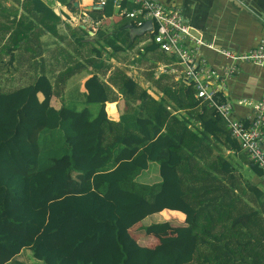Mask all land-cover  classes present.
I'll return each mask as SVG.
<instances>
[{
	"label": "trees",
	"instance_id": "obj_1",
	"mask_svg": "<svg viewBox=\"0 0 264 264\" xmlns=\"http://www.w3.org/2000/svg\"><path fill=\"white\" fill-rule=\"evenodd\" d=\"M15 2L23 14L8 29L12 41L25 42L13 47L27 50L29 74L17 86L0 78V264H18L23 250L40 264H263L264 232H255L260 222L264 228V192L242 178L231 155L213 149L226 146L254 175L263 172L183 76L155 79L151 65L137 80L115 66L116 54L150 36L131 37L126 21L134 23L122 17L115 30L98 28L89 41L78 25L60 32V15L42 0ZM113 14L106 0L90 17ZM136 53L131 65L175 62L153 42ZM77 71L89 76L85 91L66 97ZM119 96L125 108L116 123L105 104ZM52 97L60 99L58 109ZM150 163L158 182H136ZM166 209L185 214L187 227L155 248L138 245L129 229ZM207 220L212 226L201 228ZM168 229L144 227L147 234Z\"/></svg>",
	"mask_w": 264,
	"mask_h": 264
},
{
	"label": "crops",
	"instance_id": "obj_2",
	"mask_svg": "<svg viewBox=\"0 0 264 264\" xmlns=\"http://www.w3.org/2000/svg\"><path fill=\"white\" fill-rule=\"evenodd\" d=\"M46 5H48L54 14L60 15L61 24L58 25L60 32L67 33L68 29L73 30L78 26L86 31V40L93 41V37L89 36V29L91 30L92 22L96 21L90 17L91 11H99L101 9H95L94 6L97 5L96 0H69L71 3L67 10H63L56 0H42ZM165 6L175 5L181 9L182 17L186 23H188L192 28L198 31L202 37L208 41H213V43L218 47L232 48L235 50H246L257 44L259 39L264 34V0H158ZM22 3V0H20ZM77 3V7L73 6V3ZM127 9V4L124 5ZM74 9V11L71 10ZM115 13V10H114ZM23 14L21 5L16 3L15 0H0V78L2 81L10 80V83L17 86V79L22 82L26 79L29 74L28 67L26 65L27 50L14 49V45H22L25 42H14L10 38L11 30L8 28L13 27L12 22L14 17L15 21ZM85 19L86 22L81 20ZM121 17L113 14L109 18H103L98 21L99 25L96 29H106L108 31H113L116 29L115 25L121 21ZM127 26L130 25L129 21ZM8 29V30H7ZM80 34V32L78 33ZM46 36H43L41 40H46ZM140 43V47H142ZM207 56L208 60L214 65H222L226 61L214 54L211 51H203ZM11 62V64H9ZM148 64L155 65L154 78L157 79L160 75L165 73L166 75L173 76L174 81H176L180 76L173 73L171 69L166 70L163 73L157 71L159 66L166 65L165 62L154 61L150 58ZM118 63H115L117 66ZM132 66V65H129ZM132 70H136L133 66ZM241 72L228 81V89L232 98H247L250 100H257L262 88L264 81V68H260L251 64L240 65ZM131 72L128 74L131 76ZM137 75L135 71H133ZM111 74L110 71L103 77L106 79ZM138 76V75H137ZM140 78V75L138 76ZM89 78L87 73L84 71L76 72L72 75L66 88V97L68 95L76 96L79 93H83L84 82ZM28 79V78H27ZM138 79V78H137ZM7 80V81H8ZM21 84V83H20ZM19 85V84H18ZM161 95V93H159ZM39 100H43L44 96L40 92L37 94ZM50 105L58 109L61 105L60 99L52 97L50 99ZM124 100L121 96L118 97L116 102L106 103L105 112L109 120L118 122L120 114L123 112ZM242 111V110H240ZM241 114V112H239ZM213 153H223L225 157L231 155V159L238 169L239 174L243 179L245 170H249L247 164L244 162L243 157L235 152L229 150L226 146L221 145L219 148H214ZM246 157V156H245ZM247 159V158H246ZM248 161V159H247ZM249 162V161H248ZM150 163L148 168L142 171L137 178L145 174L146 182L151 185L158 182V166L157 169L153 167ZM249 171L250 182L257 186L260 190L264 192V177H259L254 175ZM244 173V174H243ZM252 204V203H251ZM252 207V206H251ZM264 214L261 213V218ZM207 221H200L199 226L201 228L211 227ZM168 223L169 229L163 233H149L144 231V227L153 225ZM187 227L186 216L182 212L175 210H163L161 212L152 214L141 222L135 224L129 229L130 236L137 242L141 247L155 248L160 243V239L165 237H174L176 235L177 228ZM264 232L262 223L260 222L259 233L255 232L256 236L261 238ZM263 247L258 248L261 250ZM264 249V248H263ZM264 253V251H263ZM264 255V254H263ZM261 255L260 257H262ZM31 253L27 255L25 250H23L17 257L16 260L18 264H40L35 263L32 258ZM264 264V263H263Z\"/></svg>",
	"mask_w": 264,
	"mask_h": 264
},
{
	"label": "built area",
	"instance_id": "obj_3",
	"mask_svg": "<svg viewBox=\"0 0 264 264\" xmlns=\"http://www.w3.org/2000/svg\"><path fill=\"white\" fill-rule=\"evenodd\" d=\"M96 2L103 7L106 0ZM126 4L133 8L126 9ZM112 5L114 14L133 21V28L151 21V31L144 33L150 36L146 42H153L161 53L175 60L159 66L157 71L163 73L171 69L187 79L195 99L225 122L240 151L264 174V81L257 100L232 98L228 89V81L241 72L240 65L264 68V34L256 45L246 50L218 47L186 23L181 9L175 5L165 6L158 0H112ZM60 8L67 10L66 6ZM97 25L99 22L93 21L91 31L95 32ZM204 50L226 62L219 66L212 64Z\"/></svg>",
	"mask_w": 264,
	"mask_h": 264
},
{
	"label": "rangeland",
	"instance_id": "obj_4",
	"mask_svg": "<svg viewBox=\"0 0 264 264\" xmlns=\"http://www.w3.org/2000/svg\"><path fill=\"white\" fill-rule=\"evenodd\" d=\"M143 43H145V42H143ZM138 49H141V47H140V44L134 49V50H131V52H126V53H119V54H116L115 56H114V58L115 59H113L114 60V63H118V65L117 66H120V67H122V68H124V69H126L128 72H131L132 71V73H131V76L134 78V79H140L141 77H142V75L144 74V73H146V70L148 69V68H150V64H148V62H147V60L146 59H142L138 64H136V65H132L136 70H132L131 68H132V66H129V65H131V63L135 60V59H137V57H136V55H137V50ZM114 63H112V64H114ZM172 68H174V69H178V67L177 66H173ZM133 71H135L136 73H137V75L139 76L140 75V78L135 74V73H133ZM163 74H165V73H163ZM137 79V80H138ZM108 115V114H107ZM243 158H244V156H242ZM153 167H155V169H157V166H156V164H153ZM251 173V172H250ZM244 174V173H243ZM247 177V179H249L248 181H250L251 179L250 178H248V177H250L249 176V170H245V174H244V177ZM146 177H147V175H145V174H143V175H141L139 178H136V182H138V183H140V184H149V183H147L146 181ZM152 184V183H151ZM25 252H26V254L28 255L29 254V250H25ZM30 260H31V258H30Z\"/></svg>",
	"mask_w": 264,
	"mask_h": 264
},
{
	"label": "water",
	"instance_id": "obj_5",
	"mask_svg": "<svg viewBox=\"0 0 264 264\" xmlns=\"http://www.w3.org/2000/svg\"><path fill=\"white\" fill-rule=\"evenodd\" d=\"M71 2H73V0H71ZM73 6L74 7H77V3L74 2L73 3ZM95 9H102L103 7L101 5H95L94 6ZM151 21H147L146 23H144V25L142 27H139V28H132L130 25L127 26V28L129 29V34L130 36L134 37V36H142L144 35L145 32H150L151 31ZM89 36L90 37H93L94 34L93 32L89 29Z\"/></svg>",
	"mask_w": 264,
	"mask_h": 264
},
{
	"label": "clouds",
	"instance_id": "obj_6",
	"mask_svg": "<svg viewBox=\"0 0 264 264\" xmlns=\"http://www.w3.org/2000/svg\"><path fill=\"white\" fill-rule=\"evenodd\" d=\"M94 34V33H93ZM145 35V34H144ZM146 43V42H145ZM142 44H144V43H142Z\"/></svg>",
	"mask_w": 264,
	"mask_h": 264
}]
</instances>
